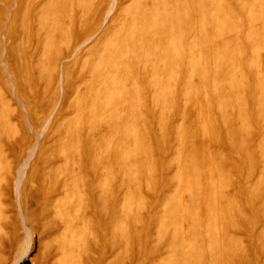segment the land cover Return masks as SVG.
<instances>
[{
	"label": "rangeland",
	"instance_id": "obj_1",
	"mask_svg": "<svg viewBox=\"0 0 264 264\" xmlns=\"http://www.w3.org/2000/svg\"><path fill=\"white\" fill-rule=\"evenodd\" d=\"M38 1L44 3L43 0H16L14 5L11 0H0V34L4 39L0 40V53L4 47L2 56L6 72L15 84L17 97L26 103L25 115L12 94L7 76L0 69V264L10 263L19 250L23 235L9 185L13 168L25 155L27 149L24 148L33 142L25 130V120L29 118L37 127L50 113L51 121L41 147L21 188L25 224L31 229L34 242L32 251L20 264H39L44 247L47 245L46 254H49L48 249L57 246L56 226L51 220L42 221L43 213H39V208L45 202L47 190L78 172L82 177L79 182L81 193L73 201L77 205L80 202L83 215L88 214L85 236L89 235V230L96 234L99 247L95 250L96 256L102 255L91 264H149L148 260L161 248L163 255L151 264H203L204 261L205 264H264V126L260 115L264 109L261 97L264 49L255 48L256 44L264 45V28L249 31L251 22L247 7H239L236 0H220L221 6L232 12L235 22L224 26L220 36L213 37V0H209L208 9L202 11L210 17L206 20L208 38L202 40L196 34L197 27L192 30L191 37L183 32L179 40V50L183 54L179 51L176 72L168 69L161 77L160 72L159 76L154 75L161 78V84L138 87L141 78L136 71H112V155L107 157L105 151L100 150L104 142H96L94 131L89 129L87 107L82 109L78 105L89 95L90 87L83 85L76 89L66 84L77 80L82 66L89 68L94 64L96 54L105 42L106 46L111 43L113 46L119 36V29H110L109 18L103 21L101 17H93L98 2L105 4L108 0H52L39 9L41 12H35L33 9L38 6ZM118 2L112 17L123 7L131 12L125 0ZM6 5H14L7 13L10 18L5 13ZM202 12L197 9L193 14ZM39 16L42 19H38ZM86 19L89 20L85 23ZM3 23L6 25L2 26ZM256 23L260 26L264 18ZM91 33L92 37L70 56L77 40ZM223 42L227 43L225 55L230 49L233 53L234 48V55L237 52L239 57L234 56L231 61L240 64H231L232 69L238 65V70L234 69L236 73H233L231 69L233 74L229 73L232 76L229 78L217 71V76L224 74L217 82L218 87L226 89H220L219 97L223 100L218 101L212 90L216 77L213 65L225 60L220 57L224 53ZM203 43L207 44L205 49ZM214 45L221 49L216 60L212 58ZM201 49L204 53H200ZM197 54L198 59L206 56L203 62L206 68L201 75H189L192 71L189 64L196 61L193 57ZM61 58L66 59L61 64L64 95L54 69ZM191 81L195 84L205 81L196 101L193 100ZM233 84H238V88ZM244 112L247 115L243 117ZM256 116H259L258 120ZM69 139H79L80 145L68 149ZM116 144L122 145L116 150L117 159H129L130 170L126 174L112 170L115 169ZM67 157L69 160L65 162ZM189 158L196 166L193 163L184 165ZM164 182L167 183L165 188ZM208 188L214 189L213 197L212 193L208 196L203 193ZM153 200L157 201L153 203ZM209 203L216 207L215 218L208 224L206 233L210 238L198 247L196 244L200 239L195 234L204 226L198 223L195 228L193 224L201 219L200 214ZM226 203H230L231 216L228 211H223L225 206L229 207ZM88 206L92 211H85ZM46 222L49 223L44 225ZM41 225H48V233ZM49 227L54 230L49 232ZM174 227L184 232L179 240L170 243L171 247L163 249L172 238L170 233ZM111 245L112 256L105 260L110 253H103ZM175 246L180 251L192 253L193 262L176 258Z\"/></svg>",
	"mask_w": 264,
	"mask_h": 264
},
{
	"label": "bare ground",
	"instance_id": "obj_2",
	"mask_svg": "<svg viewBox=\"0 0 264 264\" xmlns=\"http://www.w3.org/2000/svg\"><path fill=\"white\" fill-rule=\"evenodd\" d=\"M43 1H44V3H42V4L39 3V1H38L37 3H39V4H38V6L36 5V7L34 9L32 8L33 11L36 12L37 10L39 11V9L42 10V8H44L42 6L49 4L52 0H43ZM236 1L240 5L239 7L245 6V7H247V9L246 8L245 9L249 11V20L251 22L249 27H248L249 31L253 30V29H257V28H261L263 30L264 23L260 24V26H259L256 22L258 20H261V19L263 20V18H264V0H236ZM11 2H13L11 4H14L16 2V0H11ZM125 2H127L126 3L127 6L131 8V12L130 11H129L130 13L128 12V10H129L128 7H127L128 10H125L123 7L124 11H123V9H120L123 12L119 11L120 13L118 12L119 14H117L113 17H112V13H113L112 11H113L114 7L117 6V4L119 3L118 0H108L105 4L100 2V1L98 2V4L96 5V10H95L96 13L94 14L93 17H95V18L101 17L103 19V21H105L106 19L109 18L110 29L113 31H115L116 29H119L120 34L117 37V39L114 41L113 46H112V43L108 46H106V44H105L106 42L103 44L101 49H99V52L96 54L93 65L89 66V68H86L85 66H82L80 68V71L76 75L77 80L75 82H69L68 81L66 84L68 87L73 86L76 89L83 86V85H88L90 87L89 95L86 96V98H84L83 100L79 101L78 105L82 109L84 107H87V112L90 115V118H88V120H87V124L89 126V129L94 131L95 136H96V142H98V143H99V141L104 142L103 148H100L101 144H100L99 148H100V150L103 149L105 151L104 154H106L107 157L112 155V71H115L116 73L123 72L125 70L136 71L140 75V78H141V82L139 83L140 85L138 86V84H137L138 87L145 86L147 84H149V85L154 84L156 86L158 84H161V78H160L161 74L164 75L165 73H167L168 69H171V72H176V69L178 68V61H179L180 52L182 51V50L181 51L179 50V45L181 42V41L179 42V40H180V36L182 35L183 32H186L187 37H191L192 32L194 31L193 29L195 27H197L198 29L195 28L198 30L197 31L198 33H196V34H198L202 40L203 39L206 40L209 36V31L207 28L206 20L207 19L209 20L210 17H209V15H207L206 12H205V14H204V12H202L205 9H208L209 0H200L198 2V4H197V0H125ZM211 2H213L212 5H213V11H214V15H213V17H211L212 18L211 20H213L212 25L214 26V29H215V33L213 34V37H214V35L215 36L219 35V33L223 30L224 26H227V27L231 26L232 23L235 22V18L233 16L232 12L227 7L221 6L220 0H213ZM14 5H11L10 7H8L6 5L7 7L5 8V13L6 14L9 13V11L11 9H13ZM197 9L201 10L202 14H195V16H194L193 12L196 11ZM39 12H41V11H39ZM126 12H128V13H126ZM38 15H40V14L38 13ZM41 15H43V14L41 13ZM7 16H8V18H10L9 14H7ZM39 17L40 18H38V19H42V16H39ZM44 18H46V17H44ZM88 20L89 19H86L85 23L88 22ZM196 20L198 23L195 24ZM6 23H3L2 26H5ZM208 23L210 25V22H208ZM242 26H243V24H242ZM226 33L228 34V32H226ZM232 33H234V32L232 31ZM92 35L93 34L91 33L90 35H88L85 38L78 39L75 46L71 50L70 56H74L76 54V52L79 50V48L82 47L89 40V38L92 37ZM184 37H181V39H183ZM0 40H4V39H2V34H0ZM229 40L231 41L230 38H229ZM204 43H203L202 48L205 49L207 47V44H204ZM248 43H250V42L248 41ZM226 44H224V42H223L222 47L220 46L224 50V53L220 54V57L222 56L221 59H225V60H220V61H224V62H221L220 64L215 63L213 65V67H214L213 72L216 73V75H215L216 77L214 78L213 83H212L213 84L212 90L215 91V94L214 93H212V94H214V97L217 98L218 101L223 100V98L220 99L221 97H219V95H220L219 91H220L221 87H218L219 85L217 83L219 80H221L220 77L224 76V74H226L225 76L228 78L232 77V76H230L229 73H232V71H233V73H236L235 71L238 70V69H236L238 65H236V68L233 66V69H232L231 64L234 61H231V59L234 60L235 57H239V55L238 56L236 55V54H238L237 52L234 55V52H235L234 48H232L233 53H231V49H230V52L228 53V55H227V53L225 55V52L227 51V50L225 51V49H227ZM194 48H197V47H194ZM255 48L256 49H259V48L264 49V45H262V46L258 45L257 46V44H256ZM191 49H193V48H191ZM228 49H229V47H228ZM4 50H6V49H4V47H2L1 53H0V69L2 70L4 75L7 76L8 80L10 82L11 88H12V90H11L12 94H14L21 111L23 113H25V115H26V109H25L26 103L24 102V100L22 98L17 97L16 90H15V84L11 80V76L9 75V73L6 72L7 70L4 66L5 63H4L3 56H2L4 53ZM219 50H221V49L217 48L216 45L213 46L212 58H214V60H216V58H219V55H218L220 52ZM191 51H188L189 54L191 53ZM182 52H181V54H183ZM200 53H204L203 49L200 50ZM229 54H230V56H229ZM263 55H264V53H263ZM192 56L193 55H191V57ZM198 56L199 55L197 54L196 56L193 57L196 59V61H194L193 63L189 59H187L188 56L186 58L189 61V63L190 62L192 63V64L191 63L189 64V65H191V69H192L191 72H188V74L190 73L189 75H192V74L201 75L202 71L206 68L204 66V63H203L207 59L206 56H202L201 59H198ZM257 56H259V55H257ZM229 57H231V58H229ZM63 59L64 58L60 59V61L58 62V65L54 69L56 70L55 71V77H56L57 83L60 84V86H61L60 90H61L62 94L64 95L65 89L62 86V84H63V71H62V67H61ZM166 59H168L167 63L165 61ZM64 60H66V59H64ZM236 64H240V63L236 62ZM261 64L264 65V62L262 61ZM186 65L187 64H185L184 66H186ZM258 66H259V64H258ZM207 69L210 70L209 68H207ZM231 69H232V71H231ZM234 69H235V71H234ZM217 71H218V73L220 72V74H221V72L224 74H222V76L221 75L217 76V74H218ZM229 71H231V72H229ZM159 72H160V77H159L160 79L159 78L157 79V77L156 76L154 77V75L156 74L159 76ZM215 73H213V74H215ZM237 74H238V72H237ZM263 74L260 73V75H263ZM147 75H150V76L147 78ZM204 75H205V73H204ZM238 76H240V75H237L236 77H238ZM189 77H191V76H189ZM238 78H240V77H238ZM241 78L243 79V77H241ZM254 78H256V76ZM258 78H260V77H258ZM189 80H191V78ZM258 80L261 82L260 79H258ZM204 82H201V84H195V82L191 81V83H192L191 88L193 90V96H195V99H193V100L196 101L197 97L201 93L200 90L203 91L202 87L205 86ZM237 82L238 81L236 80V83ZM256 82L258 83V81H256ZM263 82H264V80H263ZM254 83H255V81H254ZM257 83H256V85L260 84V83H258V84ZM67 86H66V88H68ZM185 87H186V85H185ZM237 88H238V86H237ZM152 89H154V88H152ZM185 90H184V92H185ZM189 90L190 89H188V91ZM221 90H223V88ZM223 91H226V89ZM227 93H228V91H227ZM262 95L263 96H261V97H262V99H264V87L262 90ZM184 96H186V95H184ZM185 98L187 99V96ZM187 100H189V97ZM209 101L210 102L212 101V100H210V97H209ZM215 102L217 103V101H215ZM220 103H222V102H220ZM211 104H213V103H211ZM261 111H263V112H261ZM261 111H260L261 112L260 115L262 118L261 119L262 124L264 126V109L262 108ZM245 114L246 113L244 112L242 116L244 117ZM243 117L241 119H243ZM258 118H259V116L258 117L256 116L257 120H258ZM25 121H26L25 122V130H26L27 134L32 136L33 142L30 143V145L27 148H24L25 150L27 149L25 152V155L22 158V160L19 161L17 166L15 168H13V173L11 175L12 176L11 177V179H12L11 185H9L11 196L13 197V199L15 201V206L17 208L18 217H19L21 229L23 231V235L21 237L19 250L14 255L13 259L10 261L9 264H20L24 260V258L27 257L29 255V253L32 251L34 239H33L31 229L28 228L25 224V216L23 213V208L21 206V188L24 185L26 178L28 177V169L31 166V162L35 159V157L39 151V147H41L40 143H41L43 136H44V134H45V132L49 126L50 121H51V113L37 127L34 126V124L32 123V121L29 120V118H27V120H25ZM243 121H245V120H243ZM260 125L261 124L259 123V126ZM246 128H248V126ZM248 129H250V128H248ZM260 132H261V130H260ZM69 142H70V147L68 149H71V150L76 149L80 145L79 139L78 140L69 139ZM116 146H118V145L116 144ZM116 146H115V151L113 153L114 154L113 156L116 157L115 161L113 163L114 164L113 166L115 167V169H112V170H115L116 172L123 171L126 174L130 170L129 169L130 163L128 161L129 159H127L126 161L122 158L117 159V156H116L118 154L117 151H118L119 147H121L122 145L118 146L117 148H116ZM100 150H99V152H100ZM65 160H66L65 162H67L69 160V157H67ZM191 163H193L196 166V162L191 158L186 159L184 161V165H190ZM75 168L77 170V167H75ZM196 175L198 176L199 173L197 172ZM90 176H92V175H90ZM163 178H165V177H163ZM81 179H82L81 174H80V172H78L75 174L73 173L70 176H67L65 179H63L59 183H55L49 190L46 191V194L48 193V195H45L46 196L45 200H44L45 202L41 206L39 205L40 206L39 213L40 214L43 213L42 221L45 222L46 220L47 221L51 220V221H53L54 227L56 226L54 234L56 235V242H57V246H51V248L48 249V250H50L49 254H46L47 245L44 247V253L42 252L43 258L39 264H91L94 259L102 258L101 257L102 255L100 257L96 256L97 251H98L97 249L99 248L98 247V241H97L98 238L96 237V234H94L92 230H89L90 231L89 235L85 236L86 229H88V226H89V223L87 224L85 222V218L87 217L88 214L83 215L82 214L83 212L82 211L80 212V209H81L80 202H78V205H77L76 203H74L75 201H73L74 200L73 198L77 195H80L79 193H81L80 189H79L80 188L79 182L81 181ZM70 183H72L71 186L74 187L73 190L70 188ZM196 184H198V183H196ZM163 185H164L163 187L165 188L167 183H165ZM78 189H79V191H78ZM214 192H215L214 189H210V188L205 189L203 191V193L206 196H208L210 193H212L211 194L212 197L214 196L213 194H215ZM163 194H161V195H163ZM156 201L157 200H153V203H155ZM225 201H226V199H225ZM227 202H228V200H227ZM233 202H234V200H233ZM224 204L225 203H223V205ZM227 204H229V207H227L228 206ZM226 205L227 206H225V208L223 207L224 212L228 211L230 208V203H226ZM87 209L88 210L90 209L92 211V209L89 208V206L86 208L85 211H87ZM215 209H216V207L214 204H210V203L207 204L206 207H204L202 214H200L201 219H198V221H196L193 224V227H195V225L198 223L200 224V226H202V225L204 226V229H202L201 232H198L195 234V237L196 238L198 237L200 239L199 244H196V246L198 245V247L202 246L203 243H205V241H207L208 238H210L207 236L206 233L208 232L207 230L209 228L208 224L210 223L211 220H213L215 218V213H214ZM49 211H51V212H49ZM232 211H234V209ZM228 215L231 216V213ZM216 216H218V215H216ZM150 218H152V216H150ZM51 221H49V222L52 223ZM48 223L46 222L45 224L44 223L43 224L46 225ZM41 226L43 227V229H44V227L47 228L44 230H47L45 232L48 233V227H47L48 225L47 226L41 225ZM42 227H40V228H42ZM234 227L235 226H233V228ZM51 228H52V226H51ZM52 230H54V229L49 230V232ZM39 232H40V229H39ZM183 232L184 231H182V229H178V227H174L170 233L172 238L169 240L167 245L163 247V249L164 248L168 249L169 247H171L170 243H172L173 240H176V241H177V239L179 240L180 239L179 237H181ZM48 238H49V236H48ZM177 245H178V243H177ZM176 246H175V248H176ZM139 248H140V244H139ZM196 249H198V248H196ZM204 249H205V247H204ZM95 250H97V251H95ZM100 250H101V248H100ZM159 250H158V253H159ZM160 251L161 252L159 254L157 253L156 256H154L153 258H150L148 260L149 264L154 263L155 261L160 259V257L163 255L162 248ZM173 251H174V254L176 255V258H178L182 262H186L189 260L192 261L194 259V255L192 253L183 252V250L180 251L177 248H176V250H173ZM207 251H208V249H207ZM205 252H206V249H205ZM208 252H211V251L209 250ZM208 252H207V254H208ZM109 253H110L109 256H105L106 257L105 260L108 259L110 256H112V245L110 246V248L108 250H106L103 253V255L109 254ZM196 256H198V255H196ZM204 262H203V264H205ZM195 264H197V263L195 262Z\"/></svg>",
	"mask_w": 264,
	"mask_h": 264
}]
</instances>
